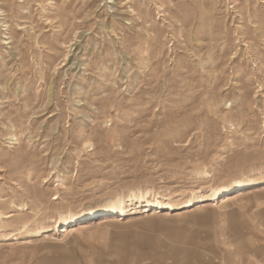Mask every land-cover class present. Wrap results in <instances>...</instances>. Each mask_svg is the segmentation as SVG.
Returning <instances> with one entry per match:
<instances>
[{
	"label": "rangeland",
	"instance_id": "1",
	"mask_svg": "<svg viewBox=\"0 0 264 264\" xmlns=\"http://www.w3.org/2000/svg\"><path fill=\"white\" fill-rule=\"evenodd\" d=\"M240 184L264 185V0H0V264H264V200L219 207ZM119 200L213 208L64 238Z\"/></svg>",
	"mask_w": 264,
	"mask_h": 264
},
{
	"label": "bare ground",
	"instance_id": "2",
	"mask_svg": "<svg viewBox=\"0 0 264 264\" xmlns=\"http://www.w3.org/2000/svg\"><path fill=\"white\" fill-rule=\"evenodd\" d=\"M17 140V139H15ZM242 185V184H240ZM237 186L234 189L226 191L224 195H222L219 207L229 209L232 207L233 204L238 202L247 201L253 198H257L258 200H264V185L261 187L252 186V185H246V186ZM221 191V190H217ZM220 194V193H219ZM222 194V193H221ZM220 194V195H221ZM213 202V201H212ZM124 203L122 201H117L111 204L106 211H110L108 215H104V218L97 219L98 221L92 222L91 225H87L86 223H81L79 225H72L70 227H65L63 232L65 233L64 238H68L69 236H72L79 231L85 230L87 228L91 229H100V228H109L112 229L114 227H120V226H130L132 224L138 223V222H149L152 220H159V218H163L164 220L170 221L171 219H174L176 217H193L195 215H201L205 214V212L210 211L213 208V204L210 201H201L199 203L194 204H188L186 207L179 212H164L163 208H169L170 206L168 203L164 204L161 202H158V207L152 211V209H149L151 205L144 206V215L138 216V217H124L125 210L123 207ZM217 206V205H216ZM171 207V206H170ZM117 211L121 214L116 217H107V216H114V214H117ZM116 212V213H115ZM98 214L95 212H89L88 214H85L78 218L76 222L83 221V220H95L96 216ZM161 215V217H160ZM47 241H57L54 237H47ZM18 243V242H17ZM17 243H15L17 245ZM13 244V245H15ZM12 244H5L0 243V249L3 247L10 246Z\"/></svg>",
	"mask_w": 264,
	"mask_h": 264
}]
</instances>
